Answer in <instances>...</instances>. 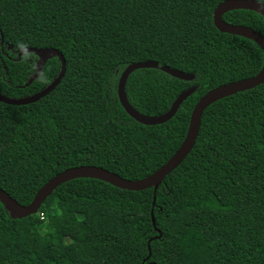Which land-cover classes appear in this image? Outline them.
Wrapping results in <instances>:
<instances>
[{"label": "trees", "instance_id": "16d2710c", "mask_svg": "<svg viewBox=\"0 0 264 264\" xmlns=\"http://www.w3.org/2000/svg\"><path fill=\"white\" fill-rule=\"evenodd\" d=\"M222 1L0 0L1 94L30 96L61 70L53 57L26 86L38 58H17L22 48L56 49L66 63L60 83L37 102H0V188L27 205L69 168L97 166L138 180L162 166L206 92L262 67L255 42L215 28ZM222 18L264 36L256 12ZM148 60L194 79L133 71L125 92L141 114H163L197 86L162 124L135 121L117 94L123 70ZM0 264H264V82L205 109L193 148L155 194L77 178L27 217L12 218L0 202Z\"/></svg>", "mask_w": 264, "mask_h": 264}, {"label": "water", "instance_id": "95a60500", "mask_svg": "<svg viewBox=\"0 0 264 264\" xmlns=\"http://www.w3.org/2000/svg\"><path fill=\"white\" fill-rule=\"evenodd\" d=\"M250 10L256 12L264 17V4L257 0H224L219 3L213 11V24L215 28L227 34H232L236 36H241L255 42L263 52V64L259 72L249 78H244L241 80L229 82L215 87L208 92H206L195 104L191 111L189 125L185 134V137L175 151V153L157 170H155L150 175L138 179L129 180L122 178L121 176L110 172L104 168L97 166H78L74 168H69L63 172L55 175L53 178L48 180L35 194L32 201L27 205H21L16 200H14L9 194L0 188V202L4 208L9 212L12 218H23L35 214L40 206L44 203L45 199L62 183L77 179V178H93L106 183H109L117 188L129 191H141L153 188L154 194L164 180V178L174 170L183 159L189 154L193 148L199 128L201 125V118L205 109L212 103L221 100L223 98L232 96L236 93L243 92L252 89L264 82V36L252 28L243 25H233L225 22L223 20V15L232 10ZM12 49V47H9ZM34 53L37 56V62L35 65V72L26 82L28 86L32 81H34L41 73L46 62L53 58L58 57L61 61V70L58 76L45 87L37 93L30 96L22 98H11L0 93V102L8 105H27L30 103L37 102L45 95L49 94L61 81L65 74L66 63L61 52L53 48H35V47H25L17 52V58H20L25 53ZM143 68H158L161 71L169 74L172 77L191 81L194 79V75L191 73H185L171 67L159 64L155 61L148 60L143 62H135L129 64L121 73L118 84H117V94L121 106L124 108L126 113L132 117L135 121L144 125H156L162 124L170 120L179 109L180 105L197 89V86H192L182 91L172 102L170 108L163 114L157 116H147L138 112L129 103L126 92L125 84L129 75L137 70ZM155 199V198H154ZM154 204V203H153Z\"/></svg>", "mask_w": 264, "mask_h": 264}, {"label": "rangeland", "instance_id": "374dc122", "mask_svg": "<svg viewBox=\"0 0 264 264\" xmlns=\"http://www.w3.org/2000/svg\"><path fill=\"white\" fill-rule=\"evenodd\" d=\"M74 231H71L70 235H69V238L73 235Z\"/></svg>", "mask_w": 264, "mask_h": 264}, {"label": "built area", "instance_id": "2783aa9c", "mask_svg": "<svg viewBox=\"0 0 264 264\" xmlns=\"http://www.w3.org/2000/svg\"><path fill=\"white\" fill-rule=\"evenodd\" d=\"M43 217H44V216H43V213H41L40 218L43 219Z\"/></svg>", "mask_w": 264, "mask_h": 264}, {"label": "bare ground", "instance_id": "6f19581e", "mask_svg": "<svg viewBox=\"0 0 264 264\" xmlns=\"http://www.w3.org/2000/svg\"><path fill=\"white\" fill-rule=\"evenodd\" d=\"M8 194V193H7ZM42 213V212H41ZM41 213L39 215H41Z\"/></svg>", "mask_w": 264, "mask_h": 264}]
</instances>
